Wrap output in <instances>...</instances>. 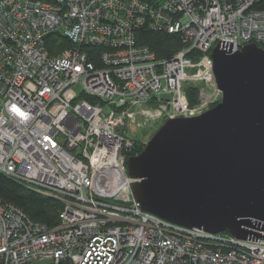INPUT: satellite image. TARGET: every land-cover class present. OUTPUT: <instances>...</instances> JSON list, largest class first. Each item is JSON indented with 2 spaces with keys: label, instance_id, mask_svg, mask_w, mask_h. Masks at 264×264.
Instances as JSON below:
<instances>
[{
  "label": "built area",
  "instance_id": "built-area-1",
  "mask_svg": "<svg viewBox=\"0 0 264 264\" xmlns=\"http://www.w3.org/2000/svg\"><path fill=\"white\" fill-rule=\"evenodd\" d=\"M255 1L0 0V173L61 205L47 227L0 199V264H264V231L240 240L163 220L126 171L127 122L201 114L221 96L213 48L264 44ZM145 28L183 47L158 59L135 38ZM58 34L73 46L51 54Z\"/></svg>",
  "mask_w": 264,
  "mask_h": 264
},
{
  "label": "water",
  "instance_id": "water-1",
  "mask_svg": "<svg viewBox=\"0 0 264 264\" xmlns=\"http://www.w3.org/2000/svg\"><path fill=\"white\" fill-rule=\"evenodd\" d=\"M214 106L165 120L126 160L141 210L238 239L264 231V48L215 46Z\"/></svg>",
  "mask_w": 264,
  "mask_h": 264
},
{
  "label": "trees",
  "instance_id": "trees-1",
  "mask_svg": "<svg viewBox=\"0 0 264 264\" xmlns=\"http://www.w3.org/2000/svg\"><path fill=\"white\" fill-rule=\"evenodd\" d=\"M145 1L155 3V1L158 0ZM255 2L257 8L264 10V0H256ZM135 38L139 43L147 45L158 59H168L183 47V40L179 33L166 32L163 30L154 31L145 28L138 30L135 33ZM48 40L54 45V47L50 49L51 54H58L61 50L73 46L70 41L65 40L60 34L51 36ZM261 46L264 48V44ZM83 49L86 50L91 61L100 65L97 56L102 48L91 45L84 46ZM185 92H187L190 103L196 100L197 87H188ZM89 100L91 101V99ZM130 149L131 150L126 154V159L130 155L139 154L140 151H142V146L139 145L138 147L137 145H133ZM0 199L9 204L12 203L17 208L24 211L30 219L42 223L47 227H53L58 222L57 214L61 209L58 200L45 195L43 196L34 189L32 190L2 173H0Z\"/></svg>",
  "mask_w": 264,
  "mask_h": 264
},
{
  "label": "rangeland",
  "instance_id": "rangeland-1",
  "mask_svg": "<svg viewBox=\"0 0 264 264\" xmlns=\"http://www.w3.org/2000/svg\"><path fill=\"white\" fill-rule=\"evenodd\" d=\"M136 116H137V118H140L138 120L142 121L141 125L137 126L135 124H131L130 122H127L126 126H125V128H126L125 135L127 138L129 137V138H132L134 140L132 146L137 145L139 147V145H140L143 148L145 143L150 140L151 136L156 132V130L160 127V124L162 122H164L165 120H162V119H160V120H149V121L144 123L145 119H142V116H140L139 113L136 114ZM132 146H131V148H132ZM50 198H52V197H50ZM33 264H52V262H50L49 260H41V261H37L36 263H33Z\"/></svg>",
  "mask_w": 264,
  "mask_h": 264
},
{
  "label": "bare ground",
  "instance_id": "bare-ground-1",
  "mask_svg": "<svg viewBox=\"0 0 264 264\" xmlns=\"http://www.w3.org/2000/svg\"><path fill=\"white\" fill-rule=\"evenodd\" d=\"M85 50V49H84ZM86 51V50H85Z\"/></svg>",
  "mask_w": 264,
  "mask_h": 264
}]
</instances>
